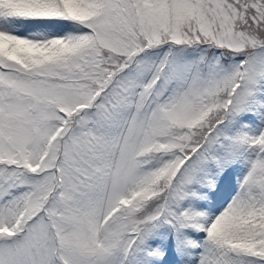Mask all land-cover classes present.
Instances as JSON below:
<instances>
[{"label": "snow or ice", "instance_id": "1", "mask_svg": "<svg viewBox=\"0 0 264 264\" xmlns=\"http://www.w3.org/2000/svg\"><path fill=\"white\" fill-rule=\"evenodd\" d=\"M0 264H264V0H0Z\"/></svg>", "mask_w": 264, "mask_h": 264}]
</instances>
